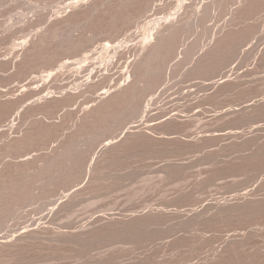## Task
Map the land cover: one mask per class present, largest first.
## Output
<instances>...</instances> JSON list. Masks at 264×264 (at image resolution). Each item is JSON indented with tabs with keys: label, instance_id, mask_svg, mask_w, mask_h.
<instances>
[{
	"label": "rangeland",
	"instance_id": "1",
	"mask_svg": "<svg viewBox=\"0 0 264 264\" xmlns=\"http://www.w3.org/2000/svg\"><path fill=\"white\" fill-rule=\"evenodd\" d=\"M75 1L81 0H0L1 101L15 96L14 94H7V96L5 94L15 85L21 89L29 88L31 83L34 85L43 83L41 79L43 77L47 78V84L52 87H50L52 91L58 89L57 86L60 83L68 84L69 87L74 86L71 81L75 76L80 75V72L83 75H80L81 77H87L84 78V81L96 78V73L101 69L103 62L105 63L104 58L106 59L108 53L113 52L118 45L127 41H137L140 35L146 33L145 31L155 23L154 21L164 19L165 14L166 16L169 14L167 17H171L170 14L176 13L177 10V0H174L176 2L174 4L173 0H170L171 2L169 0H158L159 2L153 0V5L149 4L148 6L138 4L137 0H131L133 3H129L130 6L138 4L134 11V8L129 7L127 3L129 10L127 8L124 10L126 5H123L120 8L123 10L119 9L120 12L118 11L122 14L117 12L119 16L115 18L116 21L115 19L109 21V19L102 18L106 13H109L107 8L109 9V5L110 7L114 5L115 10L117 6L121 5V0L117 1L119 4L114 3L116 0L103 1L105 2L103 6H100L101 2H99L102 0H97L98 4H95L98 5L96 7L98 10H95L96 5L92 7L90 5L87 6L88 8L85 7V10L81 8L79 11L70 8V5H73ZM178 2L180 3V0ZM237 2L238 0L230 1L228 4L231 5L227 6V10L221 7H217L220 10L216 7L212 10L210 15L215 14L210 18L211 20L210 16L208 17L210 21L207 19L208 21L204 22L208 25L207 27L209 24L214 25L209 27L212 31L205 27L206 24L194 21L195 18L189 20L190 23H187L185 32H189L190 35L186 36L187 40L185 39L186 33L181 36L179 42L184 43H179V51L177 50L175 53L176 57L172 56L177 61L172 57L169 60H174L170 64L169 61L166 63L167 60H163L165 68L169 67L166 68L168 71L165 69L166 72H163V79L158 84L159 86H156L157 88L155 86L154 88L152 84L145 83L149 86H145L146 88L143 86V92L146 93L144 92L143 99L141 97L139 105L136 104L138 107L134 105L136 109L131 108L134 113L130 110V115L128 113H125L128 115H113L115 117L113 124L117 125H113L115 131L111 124L110 128L102 129L105 133L101 129H96L92 133L94 136L90 134L92 137L83 134L76 138L78 143L75 142V145L84 156H81L82 159L87 160L85 175L81 176L82 178L79 177L80 175L77 176L80 182L76 177H74L76 180L74 178V180H71L72 178L58 180L55 184L58 187L60 186L58 184L62 186L56 188V185L52 184V191L55 192L53 191L52 197L48 195L46 198L42 194V189L40 190L43 181L39 180L41 182L39 184L36 179H33L34 183L31 180V187L34 189L32 193L38 195L39 189L41 195L39 194L36 199L37 196L31 194L35 201L31 197V201L29 198L27 201L32 204L36 203L33 204L34 207L37 205L41 207L43 201L44 206L42 208L37 206V210L30 203L27 205L26 201V204L19 205L20 209L16 208L18 206L15 207L16 215L13 213L14 211L11 212L16 217H9L6 225L0 227V264H264V0H246V6H240V2ZM169 4L171 7L168 6ZM160 5L162 8H159ZM136 7L139 8L137 11ZM163 8H166L167 11ZM234 8L235 10H233ZM144 10L147 12L144 13ZM91 11L95 13L92 12V14ZM234 11L236 14L233 15ZM64 12H68L65 13L66 16ZM133 13L135 15L139 13L136 17L140 21H137L136 17H131L134 16ZM97 14L102 17H97ZM224 14L228 17L225 18ZM240 14L245 15L240 16ZM72 15L76 16L72 18ZM122 15L128 16L127 19L131 20L130 23L132 20H136L130 24L125 17L124 20L120 17ZM144 15L147 18H144ZM56 16L58 17L56 18ZM231 17L234 20L230 19ZM232 20L236 24V29L239 27L245 29L239 28L240 32L243 31L242 35L238 36L240 38H234L232 44L228 43L231 47L229 46L227 49H232L233 44L235 46L232 50L226 49L228 52L231 51V54L223 55L222 53L220 57L226 59L225 61L220 60L223 61V64L218 58L216 59L217 63L215 60L214 64L212 63L213 68L209 66L202 72L201 70L198 72L192 70L193 64L191 63L193 62L190 61V58H195L198 52L207 50L208 44L219 34L220 30L228 27V23ZM241 20H245V22L241 23ZM107 21L116 23V32L103 31L104 29L99 28ZM122 21L123 26L126 25L125 27H122ZM197 23L198 25L200 23V26L201 24L205 26L198 27ZM129 24L133 27H129ZM128 28L129 32H127ZM201 29H206V31ZM217 30L219 31L217 32ZM200 31L204 32V36ZM192 33L197 35H193L192 38ZM208 33L210 37L213 34L212 40L206 38L209 36ZM243 35L247 36L244 38ZM43 36H46V44L41 45L44 50H47L48 46H51L49 48L55 47L58 42L66 44L65 42L72 38L78 37L74 40L80 38L81 50L82 48L84 50L80 52L82 56H79L80 49H69L63 52L65 59L59 66L54 65L53 67L52 65L50 69L49 65H40L43 70L38 66L29 72H20L21 70L17 69L16 64L21 59L19 57L22 56L19 50L27 47L28 45L25 46V44H29L33 37L36 40ZM124 37L126 38L124 39ZM142 37L140 41L135 42L140 44L144 40ZM74 40L72 39V41ZM193 40L197 42L195 41L193 44ZM63 41L64 43H62ZM187 41L194 46L197 44L199 49L196 47L195 57H193V53H191L192 56L188 54L186 57L185 47L191 46ZM43 45H45L44 48ZM193 45L191 52L195 49ZM204 48L206 49L204 50ZM14 54L18 56L19 60H14L17 58ZM89 55H92L91 59H89ZM127 56L126 54V58L121 61H125ZM184 56L187 65L185 62H181ZM79 58L80 61L84 60L81 61L84 64L77 61ZM10 59L11 61H9ZM86 60L87 62H85ZM175 61L179 67L173 66L176 64ZM50 62L51 59L48 63L50 64ZM181 63L185 65H180ZM45 66L48 68L47 70ZM15 71L20 73L14 74ZM73 74L75 76H72ZM15 75L20 78H16ZM25 75L27 76L25 77ZM11 76L14 78L12 77V79ZM31 79H37V81L33 83L30 81ZM10 81L15 83L14 86ZM112 81L115 82H111L109 86L107 83L104 87L105 90L111 88L112 83L117 82V80ZM58 91L60 89L55 90V92ZM3 94L5 96H2ZM78 95L76 97L79 100L76 97H65L60 101L61 105L60 103H58L59 106L56 105L59 108L55 106L54 109L53 106L52 110L49 108V110L45 109L43 113H39L36 117L38 119L34 121L33 125L39 127L41 124H45L44 127L47 128L41 130L44 133L39 131L34 135L33 133L26 135L23 138L25 143L21 139L18 142L20 144L17 145L20 148L17 147L18 149H15L13 155L25 154L28 156L27 154L30 152V154L33 153L34 156L43 159L47 156L45 154L49 155L53 152V149H56L55 145L61 142L62 135L69 133L82 108L89 102V95L86 91L79 92ZM70 98L75 102L77 100V104ZM66 101L70 104H67ZM71 102L73 103L71 104ZM39 118L42 119L39 120ZM41 121L45 122L41 123ZM4 126L9 127V125L2 127L6 128ZM135 130H139L138 133L141 131V134L139 133L132 140L124 142L123 138H127L131 133L133 135L137 133ZM43 137L44 139H42ZM78 139L79 141H77ZM81 140L91 142L86 144ZM112 141H116V144L119 143V146L115 148L113 146L115 143ZM79 142L82 146L78 147ZM110 144L114 147L113 150L110 149L112 148ZM38 148L41 149L38 150ZM49 150L51 151L49 152ZM37 153L44 156L37 155ZM9 158L6 155V159ZM25 158L28 162V157ZM32 158H29V161ZM34 160L36 161V158ZM34 160L31 162H35ZM68 180L73 184H70V187L68 186L69 182L66 186ZM35 183H38L40 187ZM191 189H193L192 192L196 191L195 195ZM36 190L38 194L35 192ZM55 193L58 195L56 194V196ZM191 194L195 198L191 197ZM42 195L45 199L42 198L40 202L38 199ZM185 195L186 197H183ZM167 197L171 200H169L170 202ZM190 197L193 199L191 200ZM181 198L188 200L184 199L180 202ZM45 201L47 202L46 206ZM172 201L176 203L173 205ZM49 202L51 203L49 204ZM65 202L66 205L62 206L61 203ZM207 202L212 203L208 204L210 207H206V209L203 204ZM149 206L152 207L149 208ZM21 209L24 211H20ZM147 209L150 210L149 213H146ZM151 211L157 213L153 212L152 214ZM21 216L23 217L21 218ZM10 218L11 220H9ZM93 231L97 232L93 234Z\"/></svg>",
	"mask_w": 264,
	"mask_h": 264
},
{
	"label": "bare ground",
	"instance_id": "2",
	"mask_svg": "<svg viewBox=\"0 0 264 264\" xmlns=\"http://www.w3.org/2000/svg\"><path fill=\"white\" fill-rule=\"evenodd\" d=\"M103 1H107V0H102V1H99V2H103ZM113 1V0H112ZM111 1V2H112ZM115 1V0H114ZM118 0H116V2H114L115 4L117 3ZM120 1V0H119ZM118 1V2H119ZM134 1V0H133ZM133 1L131 2V0H121L120 2V6H117L116 9L114 10V3L112 4L113 6L110 7L109 5V9L107 8V11L109 10V13H106L103 14L105 15V17H102L101 15L98 16L97 14V17H102V18H105L106 20L110 19H115L119 16V14L121 15V13H119L120 11H122L123 9L125 10L126 8L128 9L129 7H133V11L135 10V6L138 5L139 3H141L142 5L145 4V5H149V4H152L153 0H137V3L135 6H133V4L130 6L131 3H133ZM158 1V0H156ZM166 1V0H165ZM170 1V0H169ZM230 1H233V0H211L209 2V0H180V3L178 2L177 0V10H176V13L175 15L173 16V13L170 14L171 17H167L169 16V14L166 16H164V19H158L156 21H154L153 25L147 30L145 31L146 33H143V37H144V40L140 43V44H137L136 42L140 39H141V35H140V38L137 39V41H133L135 43H133L132 41H127L121 45H118L115 50H113V52H110L108 53V55L106 56V59L104 58L105 60V63L103 62V64L101 65V69L99 70V72L96 73V78H92V79H95V80H86L84 81V78H87V77H81L83 76L81 74V72L79 73L80 75H77L76 72H75V76L74 74L72 76H75V78L71 81L73 83L74 86H70L68 84H65V83H60V85L58 83L59 86L58 89H55V90H59L58 92H55L50 90V87L51 86H48V82H47V78L46 77H43L41 78L43 80V83H40L39 85H34V84H30L29 88H25V89H21L18 85H15V87H12L10 89V91H7L5 92L6 96L7 94H14L15 96L12 98H9V99H5L2 98V100L4 101H1L0 100V227L1 226H4V224L6 223V221L8 220L9 217H14L13 213H15L16 211V208L20 209L19 205H23L27 200L28 198L30 199L31 201V194H34L32 193L34 191V189H32L31 187V183L33 181V179L37 180V182H39V180L43 181V185H42V188H40V190L42 189L43 191V195L47 198V196H51L54 194V192L52 191V188H51V185L52 184H55L56 182H58V180H63V179H66V178H72L71 180H74L76 177L77 181H79L78 177H83L85 175V163L87 160H84L82 159V157H84L83 155H81V151H79V148L76 147L75 145V142H76V138L80 137L81 135L83 134H86L88 136H91L90 134H92L96 129H105V128H110V125L114 128L113 125V122H114V118L113 115H121V114H125V113H128L129 115L131 114V111L132 113H134L133 110H135V106L136 104L139 105V101L141 100V97L144 95V92H143V86L144 88H146L145 86H149V85H146L145 83H149V84H152L153 87L155 86H159L158 84L161 83L162 79H163V72H166V70L168 71V69L166 68H169L167 65V67L165 68V63L163 64V60H167L166 63H168L169 61V64L170 62H173V60L176 58L172 57V56H175V53L176 51L179 49V46H180V42L181 43H184L182 41L179 42V39L181 38L182 35H184V33H186V26H187V23L189 22V20H192L191 18H195L193 19L194 21H200L202 23H204L208 17L209 19L213 16V13L212 15H210V13H212V10L216 7V9H218L217 7H221V8H224L225 10H227L226 8H228L230 5L228 4ZM108 2V1H107ZM110 2V3H111ZM155 2V1H154ZM159 2V1H158ZM171 2V1H170ZM240 2V6H246V0H238L237 3ZM249 2V1H248ZM252 2V1H251ZM95 3H97V0H86V1H75L73 3V5H70V8L72 7L74 10H80L81 8L84 9L85 7L88 8L87 6H94L96 5ZM100 3V6L104 5L105 2H103V4ZM128 3V5H126ZM130 3V4H129ZM163 3V2H162ZM169 3V2H168ZM176 3L174 2L173 0V4ZM179 3V4H178ZM236 3V1H235ZM255 3V2H254ZM98 4V3H97ZM119 4V3H117ZM158 4V3H157ZM161 4V3H160ZM233 4V3H232ZM245 4V5H244ZM123 5H126L123 9H120ZM153 5V4H152ZM152 5H151V8H152ZM167 5V4H166ZM229 5V6H228ZM248 5V4H247ZM108 6V5H107ZM116 6V5H115ZM161 6V5H160ZM170 6V4L168 5ZM167 6V7H168ZM228 6V7H227ZM237 6V5H236ZM252 6V5H251ZM250 6V7H251ZM98 7V5L95 6V8ZM106 7V6H105ZM143 7V6H142ZM165 7V5H164ZM171 7V6H170ZM234 7V6H233ZM149 8V7H147ZM159 8H162L159 7ZM175 8V7H174ZM236 8V7H235ZM235 8L233 10H235ZM237 8H239L237 6ZM243 8V7H242ZM93 9V8H92ZM100 9V8H99ZM103 9V8H102ZM120 9V11H119ZM132 10V8H130ZM139 9V8H138ZM137 7H136V11L138 10ZM146 9V8H145ZM166 10V8H163ZM173 9V8H172ZM223 9V10H224ZM245 9V8H244ZM65 10V9H64ZM72 10V9H71ZM69 10V11H71ZM85 10V9H84ZM94 10V9H93ZM95 10H98L97 8ZM129 10V9H128ZM140 10L142 11V8H140ZM162 10V9H161ZM164 10V11H165ZM220 10V9H218ZM223 10H221L222 12H224ZM66 11V10H65ZM87 11V10H86ZM89 11V10H88ZM101 11V10H100ZM105 11V9H104ZM103 10L101 12L105 13L107 11L104 12ZM119 11V12H118ZM127 11V10H126ZM124 11V12H126ZM132 11V12H133ZM135 11V12H136ZM146 10H144V13H145ZM163 11V12H164ZM167 11V10H166ZM169 11V9H168ZM220 11V12H221ZM240 11V10H239ZM243 11V10H242ZM248 11H249V5H248ZM63 12V11H62ZM75 12V11H74ZM73 12V13H74ZM84 12V11H83ZM93 11H91L92 13ZM100 12V13H101ZM117 12L119 14H117ZM147 12V11H146ZM150 12V11H148ZM237 12V10H236ZM236 12L234 11L233 15L236 14ZM247 12V11H246ZM67 14L68 12H64V14ZM81 13V12H80ZM88 13V12H87ZM90 13V12H89ZM95 13V12H93ZM92 13V14H93ZM97 13V12H96ZM131 13V12H129ZM143 13V12H142ZM143 13V14H144ZM158 13H161L160 11H158ZM166 13V12H164ZM170 13V11H169ZM241 13V12H240ZM251 13V12H249ZM65 14V16H66ZM75 14V13H74ZM79 14V12H78ZM134 16H131L133 18H135L137 16V13L135 15V13H133ZM148 14V13H147ZM221 15H223V13H220ZM226 14V13H225ZM224 14V17H228V16H225ZM246 14V13H245ZM245 14L241 15L240 16H244ZM62 15V14H61ZM125 15V14H124ZM120 16L121 18H123L124 20V17L126 16ZM130 16V14H128ZM141 15V14H140ZM150 15V14H149ZM229 15V14H227ZM60 16V15H59ZM70 16H71V13H70ZM76 16V15H75ZM74 16V17H75ZM216 16V15H214ZM218 16V15H217ZM238 16V15H237ZM239 16V17H240ZM58 16H56L57 18ZM62 17V16H61ZM73 15H72V18H74ZM233 17V16H232ZM230 18V19H233V18ZM238 17V18H239ZM55 18V17H54ZM60 18V17H59ZM69 18V17H68ZM71 18V17H70ZM81 18V17H80ZM126 19L129 18L128 16L125 17ZM137 18V17H136ZM143 18V16H142ZM144 18H147L145 17L144 15ZM215 18V17H213ZM219 18V17H218ZM223 18V17H222ZM223 18V19H225ZM235 18V17H234ZM53 19V18H52ZM65 19V18H64ZM67 19V18H66ZM79 19V17H78ZM141 19V18H140ZM208 19V20H209ZM221 19V20H223ZM229 19V18H228ZM243 19V17H242ZM54 20V19H53ZM61 20V19H59ZM70 21L74 20V19H68ZM93 20V19H92ZM106 20H103L106 22ZM127 19L126 21L130 23L131 20ZM136 20V19H134ZM132 20V22L134 21ZM142 20V19H141ZM207 20V21H208ZM211 20V19H210ZM209 20V21H210ZM234 20V19H233ZM232 20V22H229V26L226 27V28H221L222 30H217V32L219 31V34L212 40V35L214 34H211V37H210V32L212 31L211 28H209L211 26V24H209V27H207L208 25L206 23V26L207 29L211 30L208 34L209 36L206 37V38H209V40L211 39L212 42L209 45V48L207 50H205L206 48H204L205 51L202 50V52H198V54L195 52V50L197 51V44H195V46L193 45L195 43V41L193 42V44L188 43L191 45V46H187L185 47V50H184V53L186 54V57L187 55H191V53H193V57H195L194 54H197V57L195 58H190L188 56V59L190 58V61L193 62L191 64H193V69L194 71L198 72V70H201V72L203 71V69H207L210 67H212V63L213 61L218 58L219 61L221 59H223V61H225L226 59L220 57L223 53V55H226V54H231L230 52L231 51H226V49L230 46L228 45L229 44H232L231 42H234L232 40H234V38H240L238 37L239 35H242L241 33L243 32H240V29L241 28H244V27H239L240 26V23H239V28L236 29V24H234V21ZM66 21V20H65ZM101 21V20H100ZM109 21H107V23L103 24V25H100V29H104L103 31L105 30H110L112 32H116L117 31V25L116 23L113 24V23H108ZM116 21V19H115ZM137 21H140L138 20L137 18ZM144 21V20H143ZM142 21V22H143ZM206 21V22H207ZM236 21V20H235ZM239 21V20H238ZM245 22V20H241V23L242 22ZM113 22V21H111ZM126 22V24H127ZM132 22L130 24H132ZM217 22V21H216ZM219 22V21H218ZM225 22V21H224ZM243 22V23H244ZM56 23V22H55ZM72 23V22H71ZM76 23V22H75ZM125 23V22H124ZM148 23V22H147ZM190 23V22H189ZM226 23V22H225ZM232 23V24H230ZM236 23V22H235ZM26 24V23H25ZM24 24V25H25ZM57 24V23H56ZM60 24V23H59ZM70 24V23H69ZM129 24V27H133L130 26ZM136 24V22H135ZM134 24V25H135ZM143 24V23H142ZM192 24V23H191ZM215 24V23H214ZM221 24V22H220ZM144 25H145V22H144ZM149 25V24H147ZM190 25V24H189ZM198 25V23H197ZM238 25V24H237ZM244 25V24H243ZM54 26V24H53ZM57 27V25H55ZM60 26V25H59ZM126 25L123 26V21H122V27H125ZM128 26V25H127ZM200 26V23L198 25V27ZM201 26H203L201 24ZM200 26V27H201ZM203 26V27H204ZM214 26V25H213ZM211 26V27H213ZM242 26V25H241ZM92 27V26H91ZM192 27V25H191ZM220 27V26H218ZM217 27V28H218ZM222 27V26H221ZM246 27V26H245ZM17 28V27H16ZM15 28V29H16ZM147 28V27H145ZM197 28V27H196ZM254 28V27H253ZM58 29V28H57ZM96 29V28H95ZM94 29V30H95ZM98 29V28H97ZM188 29V28H187ZM213 29V28H212ZM245 29V28H244ZM242 29V30H244ZM251 29V28H250ZM249 29V30H250ZM132 30V29H131ZM130 30V31H131ZM193 30H194V27H193ZM202 30V29H201ZM204 30V29H203ZM202 30V31H203ZM10 31V30H9ZM98 31H100L98 29ZM97 31V32H98ZM123 31H124V28H123ZM126 31V30H125ZM135 31V30H134ZM188 31H190V29H188ZM187 31V32H188ZM200 31L199 33L201 35H203L204 32ZM206 31V29L204 30ZM245 31V30H244ZM251 31V30H250ZM248 31V33L250 32ZM50 32V31H49ZM119 32V31H118ZM129 32V28H128V31ZM138 32V30H137ZM140 32V31H139ZM194 32V31H193ZM196 32V31H195ZM246 32V31H245ZM252 32V31H251ZM250 32V34H251ZM254 32V31H253ZM14 33V32H13ZM17 33V32H15ZM46 33V32H45ZM111 33V32H110ZM125 33V32H123ZM133 33V32H132ZM197 33V32H196ZM8 34V33H7ZM11 34V33H10ZM117 34V33H116ZM187 35H185V39L187 40L188 38V33H186ZM206 34V32H205ZM245 34V33H244ZM15 35V34H13ZM48 35V34H47ZM46 35V36H47ZM132 35V34H131ZM193 35H197V34H194L192 33V38H193ZM46 36H43L41 38H38L36 40H34L32 37V40L31 42L33 41V43H29V44H25V46L27 47H23L21 49V45L19 46V48L21 49V51L19 50V53L21 52V55L19 58H21L20 60L18 59V56H15L17 58H15L14 60H19L16 64H17V69L21 70L20 72L22 71H25V72H29L32 70V68H35L38 66L40 67V65H49L48 68H52V65L54 67V65H60L61 64V61H63V58L64 57V51H68L69 49H80L79 50V53L83 50H81V47H82V43H81V40L78 37H75L77 38L76 40H74L75 38H72L74 41H72V39H70V42L66 41L65 43L66 44H61L58 42V44L53 47V48H49L51 46H48L46 49L47 50H44L41 48V45L45 43L46 41ZM49 36V35H48ZM139 37V35H137ZM187 36V37H186ZM200 36V35H198ZM204 36V35H203ZM244 36V35H243ZM247 36V35H246ZM244 36V38L246 37ZM10 37V36H9ZM142 37V38H143ZM48 38V37H47ZM126 37H124L125 39ZM5 39V38H4ZM85 39V38H84ZM196 39V38H194ZM243 39V38H242ZM192 40V39H191ZM199 37H198V41H199ZM206 40V39H205ZM49 41V40H48ZM84 41V40H83ZM85 41H88V40H85ZM190 41V40H189ZM237 42V40H235ZM240 41V40H239ZM11 42H12V39H11ZM68 42V43H67ZM186 42V41H185ZM192 42V41H190ZM197 42V41H196ZM200 42V41H199ZM198 42V43H199ZM207 42V41H206ZM14 43H15V40H14ZM18 43V42H17ZM27 43V42H26ZM52 43V42H50ZM64 43V41L62 42ZM12 44V43H11ZM21 44V43H20ZM46 44V43H45ZM53 44V43H52ZM51 44V45H52ZM185 45V44H184ZM192 45L194 46V51L191 52L193 49ZM45 45H43V48H44ZM53 46V45H52ZM182 46V45H181ZM199 46V45H198ZM201 46V45H200ZM70 47V48H69ZM197 47V48H196ZM231 47V46H230ZM234 44H233V48H234ZM13 49V47H10ZM86 48V47H85ZM232 48V49H233ZM184 49V48H183ZM192 49V50H191ZM199 49V48H198ZM231 49V48H229ZM227 49V50H229ZM231 49V50H232ZM23 50V51H22ZM86 50V49H85ZM15 51V50H13ZM17 51V50H16ZM71 52H78V51H73V50H70ZM84 51V50H83ZM179 51V50H178ZM226 51V53H224ZM195 52V53H194ZM13 53V52H12ZM18 53V54H19ZM83 53V52H82ZM180 53V52H179ZM10 54V53H9ZM17 54V55H18ZM72 55V53H69ZM74 54V53H73ZM126 54L128 55L127 56V59L125 61H121L123 58H126ZM178 54V53H177ZM183 54V52H182ZM184 54V55H185ZM75 55V54H74ZM82 56V54L80 53L79 56ZM191 55V56H192ZM12 56V55H11ZM77 56V54H76ZM84 56V55H83ZM85 56H87V54H85ZM89 59H91L92 55H89ZM228 56V55H227ZM174 58L173 60H169V59H172ZM185 56L183 57L184 59L182 60L181 59V62H185ZM226 57V56H225ZM13 58V57H12ZM1 59V58H0ZM7 59V58H6ZM51 59V62L50 64L48 63L49 60ZM101 59V58H100ZM178 59V58H177ZM193 59V61H192ZM4 60V59H3ZM13 60V59H12ZM103 60V59H101ZM162 60V61H161ZM218 60L216 61V63L218 62ZM11 61V59L9 60ZM77 61H80V58L79 60ZM81 61H84V60H81ZM80 61V62H81ZM177 61V60H176ZM175 61V62H176ZM180 61V60H178ZM187 61V60H186ZM189 61V62H190ZM222 61V62H223ZM65 62V61H64ZM87 62V60L85 61ZM174 62V63H175ZM188 62V61H187ZM221 62V61H220ZM221 62V63H222ZM83 63V62H81ZM123 63V64H122ZM162 63V65H161ZM180 63V62H179ZM12 64V63H11ZM84 64V63H83ZM168 64V65H169ZM172 64V63H171ZM185 64L187 65V63L185 62ZM183 63H181L180 65H185ZM214 64V63H213ZM220 64V63H219ZM223 64V63H222ZM221 64V65H222ZM10 65V64H9ZM15 65V64H14ZM175 65L179 67L178 63L176 62V64H173V66ZM216 65V64H215ZM214 65V66H215ZM12 66V65H10ZM103 66V67H102ZM56 67V66H55ZM84 67V66H83ZM120 67V68H119ZM187 67V66H186ZM216 67V66H215ZM222 67V66H221ZM220 67V68H221ZM10 68V67H9ZM41 68V67H40ZM43 68V67H42ZM41 68V69H42ZM46 68V66H45ZM46 68V70L48 69ZM50 68V69H51ZM192 68V67H191ZM213 68V67H212ZM218 68V67H217ZM16 69V70H17ZM49 69V70H50ZM166 69V70H165ZM181 70V67L179 68ZM178 69V70H179ZM183 69V68H182ZM190 69V68H189ZM13 70V68H12ZM18 70V71H19ZM43 70V69H42ZM188 70V69H186ZM4 71V70H3ZM18 71H15L14 74L17 73H20ZM177 71V70H175ZM193 71V72H194ZM210 71H212V69H210ZM219 71V70H218ZM217 71V72H218ZM189 72V71H188ZM193 72H191L193 74ZM207 72V71H206ZM216 72V73H217ZM23 73V72H22ZM177 73V72H176ZM185 73V72H184ZM204 73V72H203ZM213 73V71H212ZM26 74V73H25ZM198 74H201V73H198ZM214 74V73H213ZM10 75V74H9ZM28 75V73H27ZM25 75V77L27 76ZM98 75V76H97ZM190 75V74H189ZM194 75V74H193ZM78 76L80 77L78 79ZM166 76V75H165ZM164 76V77H165ZM13 76H11L12 78ZM16 77V75H15ZM18 78H20L18 75H17ZM16 77V78H17ZM22 77V76H21ZM92 77V76H91ZM14 78V77H13ZM12 78V79H13ZM90 78V77H88ZM46 79V80H45ZM83 79V80H82ZM7 80V78H6ZM112 80H117V82L115 84H113L114 82ZM166 80V79H165ZM8 81V80H7ZM30 81H33L36 82L37 79H31ZM29 81V82H30ZM49 81V80H48ZM81 81V82H80ZM11 82V81H10ZM112 83V87L110 85L111 88H105L107 83H108V86L109 84ZM12 83V82H11ZM10 84V83H9ZM13 84V83H12ZM15 84V83H14ZM14 84L12 86H14ZM145 84V85H143ZM114 85V86H113ZM55 86V87H56ZM107 86V87H108ZM154 87V88H155ZM52 88V87H51ZM157 88V87H156ZM108 89V90H107ZM151 89V88H150ZM145 90V89H144ZM149 90V89H148ZM3 91V90H2ZM82 91H86L88 93V97H89V102L88 104H86L80 114L77 116L75 122L73 123V126L71 127V130L69 131L68 134H63L62 135V140L60 143H58V145H55L56 149H53V152L49 153L51 150H49V155L48 154H45L47 155L45 158L43 157V159H40L38 156V159L36 156H34L33 153L30 154V152H28L29 154H27L28 156H25V154H22V155H19V154H15V156L13 155V153L15 152V149H18L17 146L18 143L21 139L25 138L26 135L28 134H32L34 135L39 133V131L41 132V130H43L44 128H47V127H44L45 124H41L39 127L38 126H34L33 123L36 119L38 114L39 113H43V110L45 109H48L49 108L52 110V107L54 106V109H55V106L60 103V101L65 98V97H71V98H75L78 93L82 92ZM153 91V90H152ZM4 92V91H3ZM150 92V91H149ZM57 93H59L57 95ZM146 93V92H145ZM2 94V92H1ZM5 94H3L2 96H5ZM82 95V94H81ZM87 95V94H86ZM9 96V95H8ZM79 96V95H78ZM81 97V96H80ZM79 97V98H80ZM86 97V96H85ZM87 97V98H88ZM146 97V96H145ZM70 98V99H71ZM86 98V99H87ZM0 99H1V96H0ZM68 99V98H66ZM77 99V97H76ZM75 99V100H76ZM143 99V97H142ZM65 100V99H64ZM79 100V99H77ZM76 100V102H77ZM82 100V99H81ZM85 100V99H84ZM69 101V100H68ZM67 104H70V102ZM71 101H74L71 99ZM66 102H64L66 104ZM75 102V101H74ZM75 102V103H76ZM82 102V101H81ZM73 102H71L72 104ZM85 103V102H84ZM64 104V105H65ZM77 104V103H76ZM61 105V103H60ZM74 105V104H73ZM81 105V104H80ZM83 105V104H82ZM59 106V104H58ZM56 106V108L58 107ZM63 106V105H62ZM66 106V105H65ZM70 106V105H69ZM134 106V107H133ZM137 106V105H136ZM75 107V106H74ZM79 107H82V106H79ZM138 107V106H137ZM59 108V107H58ZM65 108V107H64ZM69 108V107H68ZM133 108V110L131 109ZM131 110V111H130ZM130 111V112H129ZM45 113V112H44ZM128 114H125V115H128ZM40 117V116H39ZM45 118V116H43ZM123 117V115H122ZM126 117V116H124ZM50 118V117H49ZM117 118V117H116ZM42 119V118H41ZM39 118V120H41ZM121 119V118H120ZM119 119V120H120ZM69 120V119H68ZM68 120H67V123H68ZM118 120V119H117ZM123 120V119H122ZM57 121V120H56ZM45 121H41V123H44ZM63 122V121H62ZM117 122V121H116ZM115 122V123H116ZM119 122V121H118ZM47 124V123H46ZM52 124V123H51ZM3 125H9L8 126H4L6 128H3L2 126ZM64 125V124H63ZM72 125V124H71ZM59 126V125H58ZM117 126V125H115ZM8 127V128H7ZM57 127V126H56ZM65 127V126H64ZM49 128V127H48ZM55 128V127H54ZM119 128V127H118ZM117 128V129H118ZM112 129V128H111ZM116 129V130H117ZM47 130V129H46ZM45 130V131H46ZM53 130V129H52ZM56 131V130H54ZM66 131V130H65ZM107 131V129H106ZM113 131V130H112ZM114 131H115V128H114ZM139 130H135V132H137ZM43 132V131H42ZM41 132V133H42ZM103 132V130H102ZM133 131V133H135ZM143 132V131H142ZM44 133V132H43ZM50 133V132H49ZM48 133V134H49ZM58 133V132H57ZM98 133V132H97ZM105 133V132H103ZM110 133H111V130H110ZM141 134V131L139 132ZM139 133H135L134 135L130 134L127 138L125 137V139L123 138V140H125L124 142H128V140H132L135 136L139 135ZM200 133V132H198ZM206 133V132H205ZM53 134V133H52ZM102 134V133H101ZM39 135V134H38ZM57 135V134H56ZM93 135V134H92ZM96 135V134H95ZM99 135V134H98ZM148 135V134H147ZM201 135V134H200ZM205 135V134H204ZM203 135V136H204ZM58 136V135H57ZM94 136V135H93ZM100 136V135H99ZM97 136V137H99ZM197 136V135H196ZM39 137V136H38ZM50 137V136H49ZM54 137V136H53ZM92 137V136H91ZM96 137V136H95ZM93 137V138H95ZM101 137V136H100ZM141 137V136H140ZM191 137H194V136H191ZM207 137V135H206ZM35 138V137H34ZM46 138V137H45ZM51 138V137H50ZM49 138V139H50ZM84 138V137H83ZM195 138V137H194ZM202 140L203 137H201ZM200 138V140H201ZM205 138V137H204ZM36 139V138H35ZM41 139V138H40ZM44 139V137L42 138ZM48 139V137H47ZM86 139V138H85ZM90 139V137H89ZM137 139V137H136ZM199 139V138H198ZM206 139V138H205ZM25 139H23V142H24ZM31 140V139H30ZM46 140V139H45ZM51 140V139H50ZM140 140V139H139ZM27 141V140H26ZM35 141V140H34ZM58 141V140H56ZM60 141V140H59ZM58 141V142H59ZM79 141V139L77 140ZM83 141V140H81ZM80 141V142H81ZM87 141V140H86ZM38 142V141H37ZM49 142V141H48ZM53 142V141H52ZM79 144L77 145L78 147L79 146H82V144ZM84 142V141H83ZM82 142V143H83ZM91 142V141H90ZM89 142V143H90ZM114 142V141H112ZM117 142H119V140H117ZM132 142V141H131ZM25 143V142H24ZM78 143V142H76ZM84 143H88V142H84ZM88 143V144H89ZM115 145H113L115 148L118 147L119 143L116 144V141L114 142ZM123 143V142H122ZM33 144V143H31ZM30 144V145H31ZM38 144V143H36ZM112 144V143H111ZM110 144V149L113 150V146ZM40 145V144H39ZM44 145V144H43ZM128 145V144H127ZM16 146V147H15ZM37 146V145H36ZM77 148L75 149L74 148ZM85 146V145H84ZM87 146V145H86ZM85 146V147H86ZM31 147V146H30ZM29 147V148H30ZM33 147V146H32ZM31 147V148H32ZM38 147V146H37ZM48 147V146H47ZM46 147V148H47ZM54 147V148H55ZM20 148V147H19ZM22 148V146H21ZM28 148V149H29ZM84 148V147H83ZM27 149V148H26ZM41 148H38V150H40ZM43 149H45V147L43 146ZM119 149V148H118ZM121 149V148H120ZM25 150V149H24ZM48 150V149H47ZM116 150V149H115ZM42 151V150H41ZM84 151H87V150H84ZM113 152V151H112ZM8 153V154H7ZM84 153V152H83ZM260 153V152H259ZM262 153V152H261ZM33 154V155H32ZM36 154V153H35ZM255 154V153H254ZM6 155L9 156L10 158L9 159H6ZM30 155V157H29ZM37 155H41V154H38ZM107 155V153H106ZM260 155V154H259ZM34 156L36 158V161L34 160L35 158L32 157ZM41 156H44V155H41ZM82 156V157H81ZM256 156V155H255ZM24 157H28V162H31V160H34L35 162H31V163H28L26 161V158L24 159ZM8 158V157H7ZM29 158H32L30 161H29ZM89 158V157H88ZM24 159V160H23ZM33 163V164H32ZM91 165V164H90ZM172 165V163H171ZM88 167V166H87ZM93 167V166H92ZM89 168H91L89 166ZM175 168V167H174ZM180 170V169H179ZM178 170V171H179ZM181 170H183L181 168ZM185 170V169H184ZM169 171V170H168ZM171 171V170H170ZM175 172V171H174ZM183 172V171H182ZM185 172V171H184ZM173 174V173H172ZM183 175V173H182ZM81 177V178H82ZM74 178V179H73ZM75 179V180H76ZM32 180V182H31ZM67 180V179H66ZM64 180V181H66ZM41 181V182H42ZM54 181V183H52ZM59 181V182H60ZM63 181V182H64ZM77 181H74V182H77ZM36 182V181H35ZM39 182V184L41 183ZM69 180L64 183H66V186L68 184ZM72 182V181H70ZM68 184V186L72 183ZM80 182V181H79ZM204 182V181H203ZM61 183V182H60ZM63 183V184H64ZM205 183V182H204ZM35 184H38V183H35ZM38 184V185H39ZM57 184V183H56ZM55 184V185H56ZM78 184V183H76ZM60 186H62L61 184H58ZM73 185V184H72ZM37 186V185H35ZM59 186V187H60ZM40 187V185L38 186ZM57 185H56V188H59ZM70 187V186H69ZM62 188V187H61ZM65 188V187H64ZM63 188V189H64ZM36 189V188H35ZM33 190V191H32ZM39 191V194L41 193V191ZM56 190V189H55ZM188 190V189H187ZM193 189H191V192H192ZM186 191V190H185ZM37 192V190L35 191ZM51 192H53L51 194ZM59 192V191H58ZM57 192V193H58ZM184 192V190H183ZM187 192V191H186ZM190 192V193H191ZM196 192V191H194ZM192 192V193H194ZM55 193V195L57 194ZM60 193V192H59ZM188 193V192H187ZM38 194V192H37ZM38 194V195H39ZM51 194V195H50ZM196 193H194L195 195ZM36 195V194H34ZM38 195H36V199L38 198ZM41 195V194H40ZM40 197L38 200L40 201L42 198L45 199V197ZM54 195V196H55ZM58 195V194H57ZM56 195V196H57ZM181 197H182V194H180ZM189 195V194H188ZM193 198H195L193 196V194H191ZM190 196V195H189ZM31 197V198H30ZM50 197V198H51ZM178 197V196H177ZM183 197H186L183 196ZM190 197V198H191ZM218 197V196H217ZM34 198V197H33ZM32 198V200H33ZM168 198V197H167ZM179 198V197H178ZM188 198V197H187ZM191 198V200L193 199ZM212 198V197H211ZM210 198V200H211ZM58 199V197H57ZM176 199V198H175ZM183 201L184 199L186 198H181ZM215 199V197H214ZM212 199V200H214ZM170 199L168 198V201ZM173 200V199H172ZM178 200V199H177ZM175 200V201H177ZM188 200V199H186ZM30 201L28 202L27 201V205L28 203H30ZM34 201H35V198H34ZM38 201V202H39ZM56 201V200H55ZM163 201V200H162ZM167 201V202H168ZM171 201V200H170ZM169 201V202H170ZM208 201V200H207ZM37 202V201H36ZM41 202V201H40ZM164 202V201H163ZM162 202V203H163ZM178 202V201H177ZM185 202V201H184ZM182 202V203H184ZM44 202L42 201V205L41 207L38 206V208H42V206H44L43 204ZM45 206L47 205V202L45 201ZM51 202H49L50 204ZM173 203V201H172ZM176 203V202H174ZM173 203V205H174ZM212 202H207L203 205H205V208H209L210 205H211ZM214 203V202H213ZM26 204V203H25ZM33 206V204H36V203H30ZM62 206L63 205H66V202L65 203H61ZM161 204V203H160ZM165 204V203H164ZM170 204V203H169ZM181 204V203H180ZM210 204V205H208ZM25 205V206H27ZM158 205V204H157ZM168 205V203H167ZM171 205V204H170ZM171 205V206H173ZM185 205V204H184ZM18 206V207H16ZM36 206V207H37ZM61 206V205H60ZM61 206V207H62ZM164 206V205H163ZM170 206V207H171ZM177 206V205H176ZM180 206V205H179ZM16 207V208H15ZM23 207V206H22ZM34 207V208H36ZM152 207V206H151ZM149 206V208H151ZM154 207V206H153ZM169 207V206H168ZM182 207V206H181ZM148 208V209H149ZM155 208V207H154ZM172 208V207H171ZM183 208V207H182ZM204 208V210H205ZM206 208V209H207ZM15 209V210H14ZM37 209V208H36ZM146 209V208H145ZM147 209V210H148ZM170 209V208H169ZM23 209H21L20 211H22ZM38 210V209H37ZM158 210V209H157ZM171 210V209H170ZM14 211V212H13ZM18 211V212H20ZM24 211V210H23ZM22 211V212H23ZM34 211V210H33ZM36 211V210H35ZM146 211V210H145ZM13 212V213H11ZM40 212V211H39ZM140 212V211H139ZM150 210H148V212L146 213H149ZM154 213H157L156 211H153ZM153 212L151 211V213L153 214ZM160 212V210H159ZM167 212V211H166ZM21 213V212H20ZM144 212H142L143 214ZM150 213V214H151ZM164 213V211H163ZM11 214V215H10ZM139 214V213H138ZM141 214V215H142ZM151 214V215H152ZM13 215V216H12ZM16 215V213H15ZM19 215V213H18ZM22 215V214H21ZM140 215V216H141ZM144 215V214H143ZM157 216V215H156ZM16 217V216H15ZM14 217V218H15ZM23 216H21L22 218ZM142 217V216H141ZM151 217V216H150ZM20 218V217H19ZM143 218V217H142ZM146 218V217H145ZM17 219V218H16ZM11 220V218L9 219ZM9 223V221H8ZM7 223V224H8ZM15 223V222H14ZM6 225V224H5ZM9 225V224H8ZM5 228V227H3ZM97 232V231H96ZM95 232V233H96ZM91 233V232H90ZM89 233V234H90ZM94 231H93V234H95ZM31 234V233H30ZM29 234V235H30ZM87 234V235H89ZM92 236V234H90ZM89 235V236H90ZM97 235V234H96ZM28 236V235H27ZM31 236V235H30ZM33 236V235H32ZM85 238H87V236H85ZM89 238V237H88Z\"/></svg>",
	"mask_w": 264,
	"mask_h": 264
}]
</instances>
